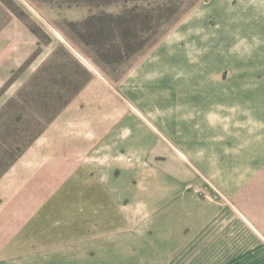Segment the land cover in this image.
Instances as JSON below:
<instances>
[{"label":"rangeland","instance_id":"obj_1","mask_svg":"<svg viewBox=\"0 0 264 264\" xmlns=\"http://www.w3.org/2000/svg\"><path fill=\"white\" fill-rule=\"evenodd\" d=\"M45 93L67 102L0 176V245L70 170L140 154L238 209L166 264H264V0H0V110Z\"/></svg>","mask_w":264,"mask_h":264},{"label":"crops","instance_id":"obj_2","mask_svg":"<svg viewBox=\"0 0 264 264\" xmlns=\"http://www.w3.org/2000/svg\"><path fill=\"white\" fill-rule=\"evenodd\" d=\"M132 156L70 170L1 243L0 264H166L238 218L233 206L199 195L198 171L138 168L125 161L145 158ZM4 186L0 211L23 188Z\"/></svg>","mask_w":264,"mask_h":264},{"label":"trees","instance_id":"obj_3","mask_svg":"<svg viewBox=\"0 0 264 264\" xmlns=\"http://www.w3.org/2000/svg\"><path fill=\"white\" fill-rule=\"evenodd\" d=\"M47 94H37L38 97L20 99V101H17L19 99L17 95L9 99L0 110V123H3L6 116L10 114H12L10 116L17 123L16 125L12 123V128L9 127L7 138L4 139L0 136V176L42 132L47 123L67 102L66 98H64L59 104H57L58 102L51 104L52 98L50 96L53 94H48L49 97ZM62 98L63 95L61 94L54 96V99L57 100ZM6 121L8 123L9 119H6Z\"/></svg>","mask_w":264,"mask_h":264}]
</instances>
